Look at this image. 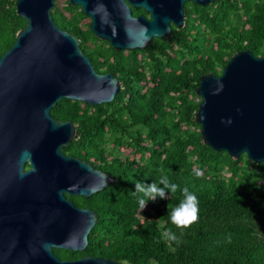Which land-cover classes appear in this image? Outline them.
<instances>
[{"label":"trees","instance_id":"trees-1","mask_svg":"<svg viewBox=\"0 0 264 264\" xmlns=\"http://www.w3.org/2000/svg\"><path fill=\"white\" fill-rule=\"evenodd\" d=\"M197 12L196 19L188 15L184 28H173L171 40L155 38L151 49L128 55L98 49L89 55L98 72L119 78L121 90L113 101L91 105L65 98L52 109L56 119L76 124L77 136L64 152L105 162L100 166L114 178L79 201L99 216L87 249H54L59 257L102 256L126 264H264V161L213 149L196 120L203 75L221 74L241 50L264 56V0H219ZM52 14L72 33L71 25L87 17L69 0H57ZM26 25L16 0H0V57ZM162 174L178 185L177 191L141 210L139 200L147 198L133 194L136 182H158ZM184 188L198 198L199 219L181 229L171 213L184 200ZM168 229L180 243L163 239Z\"/></svg>","mask_w":264,"mask_h":264},{"label":"water","instance_id":"water-1","mask_svg":"<svg viewBox=\"0 0 264 264\" xmlns=\"http://www.w3.org/2000/svg\"><path fill=\"white\" fill-rule=\"evenodd\" d=\"M188 0H70L92 19V31L116 49H143L184 25ZM207 5L219 0H191ZM130 5L152 14L133 16ZM27 25L0 57V264H126L102 256L63 259L54 249L85 251L97 212L66 193L91 197L114 178L64 152L76 124L51 111L61 100L111 102L121 90L100 73L73 34L61 28L55 0H16ZM196 120L203 141L233 158L264 161V56L235 53L221 74L203 75ZM29 164V169L26 166Z\"/></svg>","mask_w":264,"mask_h":264},{"label":"flooded vegetation","instance_id":"flooded-vegetation-1","mask_svg":"<svg viewBox=\"0 0 264 264\" xmlns=\"http://www.w3.org/2000/svg\"><path fill=\"white\" fill-rule=\"evenodd\" d=\"M56 1L57 0H55V3H56ZM209 4H207V5H209ZM207 5H201V4H198V3L194 2V1H191V0L186 1L185 2V5H184V8H185L184 25H183V27H178L174 23H171V33H172L174 27H176V28H178V30H180V29H182V28H184L186 26L187 19H188V15L192 14L193 19L198 18L199 13L197 12V10L199 9V7L200 6L205 7ZM130 8H131V11H132L133 16H135V17L136 16H140V15L145 16L147 19H151V17H152V14L150 12H148L144 7H134V6L130 5ZM91 23H92V19H91L90 16L87 15V17L84 19V21L81 22L80 24H78V25H71V30L74 33L70 32L71 34H73L75 37H77L79 39L81 49L90 58L91 61H92V59H91V57L89 55L93 56L97 52L98 49H100V50H106V51H109V52H113L114 50L115 51L124 50V52H125L126 55H128V51L135 50V49H116V48H114V46L111 44L110 41L98 37L92 31ZM63 29L67 30L66 28H63ZM88 30H90V32ZM67 31L69 32V30H67ZM75 33H77V34H75ZM155 38H158V37H154L151 40V42L145 48H143L141 50H144V49H147V48H149V49L153 48L154 47L153 41L155 40ZM159 39H162V38H159ZM171 39H172V37H171ZM111 46L113 47V49L110 48ZM104 61H105V59H104ZM119 68H120L119 66H115V69H119ZM105 73H112V72H105ZM83 160L86 161L87 163H90L95 169L101 170L102 172H105V173H107L108 175H110L112 177V175L108 172V170H105L104 168H102L100 166L101 163L102 164H105V162H100V161H97V160H87V159H83ZM27 169H29V164H27V166H26V170ZM66 197H67V199L73 201L74 204L77 207H79V208H89V209L95 210L97 212V216H98V211H97L96 208H93L92 206L87 205V204H85V205H80L79 204V201L82 202V200H83L82 198L89 199L92 196L89 197V198H87V197H84L82 195H75V194L66 193Z\"/></svg>","mask_w":264,"mask_h":264},{"label":"clouds","instance_id":"clouds-1","mask_svg":"<svg viewBox=\"0 0 264 264\" xmlns=\"http://www.w3.org/2000/svg\"><path fill=\"white\" fill-rule=\"evenodd\" d=\"M163 172V169H161ZM197 177L201 176L200 172H195ZM178 189V185L171 182L167 175H161L159 181H153L150 184H144L141 182H136L135 193H143L145 198H140L139 205L141 210L145 209L148 202H155L157 198L168 199V193H175ZM184 200L181 205L174 209L171 213V221L176 225L177 228H187L193 223L198 222V198L187 188L183 189ZM163 239L167 242L180 243V238L171 229L163 232Z\"/></svg>","mask_w":264,"mask_h":264},{"label":"rangeland","instance_id":"rangeland-1","mask_svg":"<svg viewBox=\"0 0 264 264\" xmlns=\"http://www.w3.org/2000/svg\"><path fill=\"white\" fill-rule=\"evenodd\" d=\"M62 1H64V0H62ZM59 2H61V0H59Z\"/></svg>","mask_w":264,"mask_h":264}]
</instances>
